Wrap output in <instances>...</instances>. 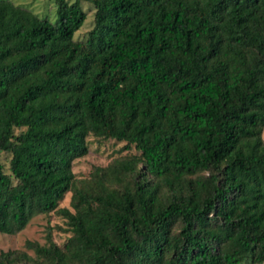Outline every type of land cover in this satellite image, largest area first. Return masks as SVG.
Masks as SVG:
<instances>
[{
    "label": "trees",
    "instance_id": "obj_1",
    "mask_svg": "<svg viewBox=\"0 0 264 264\" xmlns=\"http://www.w3.org/2000/svg\"><path fill=\"white\" fill-rule=\"evenodd\" d=\"M52 1L0 0V235L62 226L0 264H263L264 0Z\"/></svg>",
    "mask_w": 264,
    "mask_h": 264
},
{
    "label": "rangeland",
    "instance_id": "obj_2",
    "mask_svg": "<svg viewBox=\"0 0 264 264\" xmlns=\"http://www.w3.org/2000/svg\"><path fill=\"white\" fill-rule=\"evenodd\" d=\"M14 5L21 6L38 18L47 19L49 22L55 20V6L52 0H9ZM68 3H72L73 0H66ZM80 7L85 13V20L82 26L74 33L73 39L75 41H83L86 33L92 26V8L86 1L80 2ZM261 138L264 141V130L262 131ZM122 146V143H116L112 140L109 141H96L89 139V152L88 154L73 162L72 172L77 178L85 177L92 165L105 166L112 158L117 157L116 151ZM132 152V151H130ZM124 152L121 153V155ZM7 158L5 154H0V163L4 165L5 171H7ZM69 194L59 203V207H68ZM50 227L62 226V220L54 214L50 216H37L32 218L26 227L15 236L0 235V251L7 250H23V244L26 240L34 241L42 245L44 241V229L46 225ZM52 240L56 244H61L64 241L65 234L52 229ZM31 254L30 251H27ZM264 264V263H263Z\"/></svg>",
    "mask_w": 264,
    "mask_h": 264
}]
</instances>
